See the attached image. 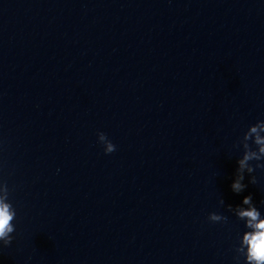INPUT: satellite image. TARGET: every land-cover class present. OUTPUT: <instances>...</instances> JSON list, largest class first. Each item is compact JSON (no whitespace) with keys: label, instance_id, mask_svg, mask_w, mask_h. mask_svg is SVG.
Returning <instances> with one entry per match:
<instances>
[{"label":"clouds","instance_id":"obj_1","mask_svg":"<svg viewBox=\"0 0 264 264\" xmlns=\"http://www.w3.org/2000/svg\"><path fill=\"white\" fill-rule=\"evenodd\" d=\"M264 120H259L255 124L250 125L243 137L235 145V147L243 148L241 158L237 160V175L232 181L230 187L236 194L244 191L247 185L243 182L245 172L254 173L256 169L264 170ZM98 140L104 145L105 154H111L116 150V146L107 138L103 132L98 133ZM251 142V143H250ZM252 145H255L253 148ZM252 162H256L253 164ZM249 183L256 184V177L250 176ZM0 242L4 246L11 244L15 231L13 221L16 219V210L9 201V189L6 183L0 184ZM221 204L224 201L221 200ZM242 205L249 206L247 209L236 206L233 208L228 205V211L233 212L235 216L245 222V231L240 238L239 246L235 248L237 253L236 259L240 256L245 258V264H264V216L253 204L251 195L243 197ZM211 222H227L228 217L210 213L208 216Z\"/></svg>","mask_w":264,"mask_h":264}]
</instances>
